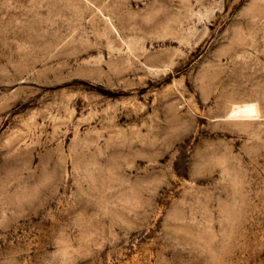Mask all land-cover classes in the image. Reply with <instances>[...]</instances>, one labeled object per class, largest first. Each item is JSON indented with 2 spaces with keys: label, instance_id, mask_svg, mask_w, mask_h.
<instances>
[{
  "label": "rangeland",
  "instance_id": "rangeland-1",
  "mask_svg": "<svg viewBox=\"0 0 264 264\" xmlns=\"http://www.w3.org/2000/svg\"><path fill=\"white\" fill-rule=\"evenodd\" d=\"M0 264H264V0H0Z\"/></svg>",
  "mask_w": 264,
  "mask_h": 264
},
{
  "label": "bare ground",
  "instance_id": "bare-ground-1",
  "mask_svg": "<svg viewBox=\"0 0 264 264\" xmlns=\"http://www.w3.org/2000/svg\"><path fill=\"white\" fill-rule=\"evenodd\" d=\"M251 112V107L249 105H245L242 107H235L231 113V116H239L243 117L246 116V114H250Z\"/></svg>",
  "mask_w": 264,
  "mask_h": 264
}]
</instances>
